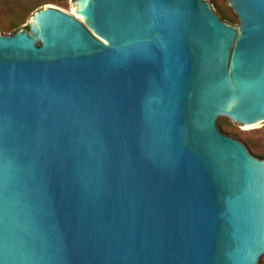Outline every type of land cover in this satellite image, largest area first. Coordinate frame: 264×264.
<instances>
[{"label":"water","instance_id":"water-1","mask_svg":"<svg viewBox=\"0 0 264 264\" xmlns=\"http://www.w3.org/2000/svg\"><path fill=\"white\" fill-rule=\"evenodd\" d=\"M72 0L0 34V264H264V0Z\"/></svg>","mask_w":264,"mask_h":264},{"label":"rangeland","instance_id":"rangeland-1","mask_svg":"<svg viewBox=\"0 0 264 264\" xmlns=\"http://www.w3.org/2000/svg\"><path fill=\"white\" fill-rule=\"evenodd\" d=\"M216 13L227 23L238 26V18L231 9L228 0H208ZM46 6L57 7L69 14H73L72 0H0V34L13 35L16 30L27 26L30 17ZM19 24L15 30L3 31ZM14 28V27H13ZM224 133L243 142L251 153L264 158V130L245 133L222 124Z\"/></svg>","mask_w":264,"mask_h":264},{"label":"trees","instance_id":"trees-1","mask_svg":"<svg viewBox=\"0 0 264 264\" xmlns=\"http://www.w3.org/2000/svg\"><path fill=\"white\" fill-rule=\"evenodd\" d=\"M52 1H57V0H46V2H52ZM12 28H7V29H5V30H3V31H10V30H15V29H17L18 27H19V24L18 23H16L15 25H13V26H11ZM14 27V28H13ZM18 30H16L15 32H17ZM264 159V158H263Z\"/></svg>","mask_w":264,"mask_h":264}]
</instances>
